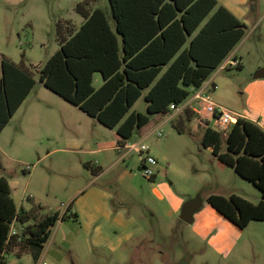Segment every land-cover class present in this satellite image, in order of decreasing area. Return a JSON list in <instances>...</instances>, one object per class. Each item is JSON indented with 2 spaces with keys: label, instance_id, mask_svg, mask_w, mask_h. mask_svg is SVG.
I'll list each match as a JSON object with an SVG mask.
<instances>
[{
  "label": "rangeland",
  "instance_id": "1",
  "mask_svg": "<svg viewBox=\"0 0 264 264\" xmlns=\"http://www.w3.org/2000/svg\"><path fill=\"white\" fill-rule=\"evenodd\" d=\"M82 1L0 0V57L15 64L23 60L36 82L0 132V177L7 180L17 208L37 205L40 215L59 212L60 217L69 205L72 212L101 205L100 195L95 194V203L85 201L77 208L76 191L91 181L95 189L110 195L105 202L111 218L106 223L100 217L93 224L79 217L59 219L37 255L32 251L21 257L10 254L4 264H264V222L252 221L239 229L206 202L210 195H235L257 204L261 196L252 183L201 146L203 126L197 115L185 123L187 131L181 134L172 126L179 114L152 116L142 131L134 132L130 142L148 146L156 161L151 167L154 177L147 179L138 171L145 155L114 151L113 130L39 83L40 67L59 48L56 23L70 21L78 29L82 18L75 6ZM93 5L105 13L113 29L108 1L95 0ZM243 22L246 38L236 47L243 67L213 73L210 78L217 86L207 92L215 104L239 112L242 86L264 68V0H256V11ZM101 83L96 73L92 85L97 89ZM231 91L237 98L233 103ZM131 111L145 114L143 96ZM200 114L205 115L203 110ZM156 132L162 137L157 138ZM92 150L98 152H84ZM93 165L102 167L99 173H93ZM195 198L202 204L193 223L181 222V206ZM117 214L126 227L113 225ZM85 223L90 226L84 228ZM12 228L16 230L15 225ZM96 228L103 234H97ZM130 231L132 238L125 242ZM118 239L121 243L113 251L105 244Z\"/></svg>",
  "mask_w": 264,
  "mask_h": 264
},
{
  "label": "trees",
  "instance_id": "2",
  "mask_svg": "<svg viewBox=\"0 0 264 264\" xmlns=\"http://www.w3.org/2000/svg\"><path fill=\"white\" fill-rule=\"evenodd\" d=\"M107 1L113 29L105 13L93 7L95 0L76 4L82 18L78 29L70 21L56 23L59 48L40 67L38 81L113 130L116 146H122L150 117L170 115V105L180 106L191 89L201 87L242 40L245 25L216 0ZM247 5L249 13L256 11V0H247ZM96 73L102 80L97 89L92 85ZM35 83L23 60L15 64L0 57V132ZM142 96L145 114L131 111ZM177 114L172 126L181 134L187 131L185 123L197 114L188 108ZM202 126L201 146L252 183L261 196L257 204L235 195H210L206 202L239 229L252 221L264 222V125L239 118L225 134L207 123ZM94 169V174L100 171ZM40 209L37 205L28 210L17 208L7 180L0 177V264L10 254L21 257L31 250L39 252L59 219L77 221L70 205L61 217L59 212L40 215Z\"/></svg>",
  "mask_w": 264,
  "mask_h": 264
},
{
  "label": "crops",
  "instance_id": "3",
  "mask_svg": "<svg viewBox=\"0 0 264 264\" xmlns=\"http://www.w3.org/2000/svg\"><path fill=\"white\" fill-rule=\"evenodd\" d=\"M216 1H217V4L219 6H222L225 9H227L240 22H243L245 20V18L247 17L248 13H249L247 0H216ZM241 20H243V21H241ZM253 28L254 27L251 28V31H252ZM244 37H245V35H244ZM244 37L242 38V40L238 44H241L243 42V40L246 38V37L245 38ZM237 45L231 51V53L227 56V58L237 59L238 62H239V65L241 67H243L242 58H241L240 54H238L236 52ZM93 78H94V76H93ZM207 82L210 83L211 87L216 88L217 85H216L213 77L209 78L207 80ZM241 90L242 91L239 93V96H240L239 99H240V101L242 103L243 110L241 112L233 111L232 109H230V107H228L227 104L225 105L224 109L239 115L240 118H242V119L251 121V122H253L256 125H258L260 127H263V125H264V78H255V77L251 78V80H249L244 86H242ZM229 96L232 99L231 100L232 103L234 101H237V98H234L232 91L230 92ZM175 115L176 114L172 112L169 115V117L171 118V117H173ZM145 127H143L141 129V131ZM116 139H117V137H116ZM114 151H118L116 149V145H115ZM84 152L87 153V154L88 153L95 154V153L98 152V150L84 151ZM118 152H120V151H118ZM149 155L153 156L152 154H150V152H149ZM119 159L121 160L122 158H119ZM118 161L119 160L115 161L112 165L116 164ZM96 167H99L100 170L102 169V167L100 165H98ZM96 167L94 166L95 169H96ZM90 183H91V181H89L86 184L85 187H82V189L76 191L75 194H77L79 196L78 199H77V202H76L77 208L80 205V203H82V202H85V201H87V203L88 202L89 203L93 202L95 194H99L100 195L101 200H102L101 205L99 207H98V205L97 206H93L92 205L91 208H88V210H83V211H80V208H78L77 211H75V212H72L71 210L70 211H71L72 214H75L77 217H79L81 219L82 218L85 219V220L88 219L89 220L88 223H90V224H93L100 217H102L103 220H105L106 223H107V220L109 218H111V214H110V212L108 211V209L106 207L107 203L105 201L110 198V195L108 193H106L105 190L95 189ZM153 194L155 195V197L158 198V200H162L163 196L157 190H153ZM99 202H100V199H99ZM93 203H95V202H93ZM89 210H91V213L88 212ZM112 223H113V225H118L119 227L120 226H122V227H126L127 226V222H124L121 219V214H117V217L113 220ZM89 226H90L89 224L85 223L84 228L85 227H89ZM96 229H98L97 230V234H103V232H101V230L99 228H96ZM87 232L88 231H86V233ZM132 234L133 233H131V231H130V233H127V237L125 239V242H128L132 238L131 237ZM97 240H99V239H97ZM106 243L108 245V248L111 251H113L114 249L119 247L121 242H120V239H118V240H115L113 242L106 240L105 244ZM31 251L33 252L34 255L35 254L37 255L39 253L36 250H31Z\"/></svg>",
  "mask_w": 264,
  "mask_h": 264
},
{
  "label": "built area",
  "instance_id": "4",
  "mask_svg": "<svg viewBox=\"0 0 264 264\" xmlns=\"http://www.w3.org/2000/svg\"><path fill=\"white\" fill-rule=\"evenodd\" d=\"M238 66L239 62L237 59L226 58L216 68L214 74L227 68H237ZM210 88V83L206 81L198 89H191V94L185 102L178 107L170 105V110L177 114L186 108L192 109L197 114L201 125H205V123H207L214 131L225 134L226 130L231 125L235 124L240 116L212 102L209 94L207 93ZM193 105H196L198 108H193ZM200 110H203L205 113L204 116H200ZM210 120L212 121V125L210 124ZM153 134H156L157 138L162 137L161 132ZM116 149L120 152L125 151L126 154L137 153L138 155H145L141 161L140 172L147 179L153 178L154 172L151 167L156 164V161L153 156L149 155L148 146L141 143L125 142L122 146H116ZM12 233H14L13 229Z\"/></svg>",
  "mask_w": 264,
  "mask_h": 264
},
{
  "label": "water",
  "instance_id": "5",
  "mask_svg": "<svg viewBox=\"0 0 264 264\" xmlns=\"http://www.w3.org/2000/svg\"><path fill=\"white\" fill-rule=\"evenodd\" d=\"M255 78H264V68L259 69L255 75ZM140 171V167H138ZM202 201L200 198H195L193 200L186 201L180 209L179 220L186 224L193 223V216L201 207Z\"/></svg>",
  "mask_w": 264,
  "mask_h": 264
}]
</instances>
